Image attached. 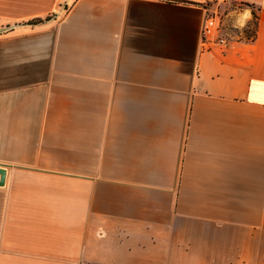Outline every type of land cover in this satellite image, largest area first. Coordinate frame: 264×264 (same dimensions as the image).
<instances>
[{
  "label": "crops",
  "instance_id": "obj_1",
  "mask_svg": "<svg viewBox=\"0 0 264 264\" xmlns=\"http://www.w3.org/2000/svg\"><path fill=\"white\" fill-rule=\"evenodd\" d=\"M228 1L254 39L203 0H0V264H264V0Z\"/></svg>",
  "mask_w": 264,
  "mask_h": 264
},
{
  "label": "rangeland",
  "instance_id": "obj_2",
  "mask_svg": "<svg viewBox=\"0 0 264 264\" xmlns=\"http://www.w3.org/2000/svg\"><path fill=\"white\" fill-rule=\"evenodd\" d=\"M218 0H208L207 5L211 8L212 14H217L220 17V34L221 35H233L235 37H242L247 38L249 35H251V30H254V24L251 23L253 19H251L248 24L243 28H236L231 25V23L227 20L229 9L234 6L231 2L228 0L225 1H219L218 4H216ZM244 30L247 31V34L244 33ZM248 35V36H246Z\"/></svg>",
  "mask_w": 264,
  "mask_h": 264
},
{
  "label": "built area",
  "instance_id": "obj_3",
  "mask_svg": "<svg viewBox=\"0 0 264 264\" xmlns=\"http://www.w3.org/2000/svg\"><path fill=\"white\" fill-rule=\"evenodd\" d=\"M208 0H203V3L207 5ZM204 39L215 37L216 41L226 42V39L220 35V17L217 14L209 12L206 15L203 28Z\"/></svg>",
  "mask_w": 264,
  "mask_h": 264
},
{
  "label": "trees",
  "instance_id": "obj_4",
  "mask_svg": "<svg viewBox=\"0 0 264 264\" xmlns=\"http://www.w3.org/2000/svg\"><path fill=\"white\" fill-rule=\"evenodd\" d=\"M248 6H250V7H253L251 4H247ZM253 20H252V22L251 23H253L254 24V30H251V35H246V36H248L247 37V39H254L255 37H256V34H257V25H258V15L255 13V12H253V18H252ZM39 20H35L34 22H32V23H36V22H38ZM244 33H246L247 34V31H245L244 30Z\"/></svg>",
  "mask_w": 264,
  "mask_h": 264
},
{
  "label": "water",
  "instance_id": "obj_5",
  "mask_svg": "<svg viewBox=\"0 0 264 264\" xmlns=\"http://www.w3.org/2000/svg\"><path fill=\"white\" fill-rule=\"evenodd\" d=\"M0 174H1V180L0 183H3V179L5 177V170L3 168H0Z\"/></svg>",
  "mask_w": 264,
  "mask_h": 264
},
{
  "label": "bare ground",
  "instance_id": "obj_6",
  "mask_svg": "<svg viewBox=\"0 0 264 264\" xmlns=\"http://www.w3.org/2000/svg\"><path fill=\"white\" fill-rule=\"evenodd\" d=\"M242 16V15H241ZM244 18V17H243ZM244 23V22H243Z\"/></svg>",
  "mask_w": 264,
  "mask_h": 264
}]
</instances>
